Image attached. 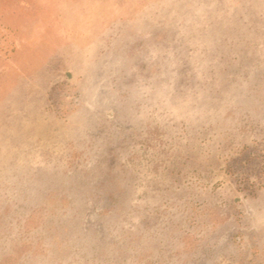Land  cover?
Here are the masks:
<instances>
[{
    "label": "rangeland",
    "instance_id": "rangeland-1",
    "mask_svg": "<svg viewBox=\"0 0 264 264\" xmlns=\"http://www.w3.org/2000/svg\"><path fill=\"white\" fill-rule=\"evenodd\" d=\"M0 264H264V0H0Z\"/></svg>",
    "mask_w": 264,
    "mask_h": 264
}]
</instances>
